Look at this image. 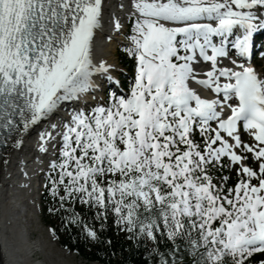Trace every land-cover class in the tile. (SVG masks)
I'll return each mask as SVG.
<instances>
[{"label": "snow or ice", "instance_id": "1", "mask_svg": "<svg viewBox=\"0 0 264 264\" xmlns=\"http://www.w3.org/2000/svg\"><path fill=\"white\" fill-rule=\"evenodd\" d=\"M120 7L134 60L124 94L112 66L93 58L102 0H0V129L12 131L17 115V131L56 129L51 118L70 102L44 188L58 218L49 232L111 244L102 229L114 215L137 243L170 242L159 264H264V63L252 62L251 40L264 30V0ZM96 90L106 100L81 106Z\"/></svg>", "mask_w": 264, "mask_h": 264}, {"label": "bare ground", "instance_id": "2", "mask_svg": "<svg viewBox=\"0 0 264 264\" xmlns=\"http://www.w3.org/2000/svg\"><path fill=\"white\" fill-rule=\"evenodd\" d=\"M116 1L118 0H102L104 10L101 26L96 29L93 39L94 61L104 60L102 53L114 52V42L111 41L102 46L99 43V34L106 29L110 19V11L115 6ZM108 57L111 59L112 55ZM44 123L45 121L39 122L27 130L17 131L0 157V264H40L39 262L28 261L29 253L34 251V244L29 240L26 242L24 228L21 227V222L18 220V205L20 202L24 203L28 200L27 185L30 177L24 168L25 164L30 162L31 165L37 164L33 155H37L36 148L43 143V141L38 140V143L33 146L35 149L32 151V155L28 156V152L30 153L28 141L32 135L35 136L34 139L40 138ZM22 128L23 124L19 129ZM50 132L52 135L55 134V131L50 130ZM16 139L21 141L20 146H16ZM61 250L64 254L70 255L69 250L65 248Z\"/></svg>", "mask_w": 264, "mask_h": 264}, {"label": "trees", "instance_id": "3", "mask_svg": "<svg viewBox=\"0 0 264 264\" xmlns=\"http://www.w3.org/2000/svg\"><path fill=\"white\" fill-rule=\"evenodd\" d=\"M120 62L130 69L132 60H130L124 52L119 53ZM47 197V198H46ZM42 200L44 203V215L47 219L49 227H58V218L50 216L47 209L52 204L51 197L43 190ZM77 204V210H80ZM89 223L98 231H101L100 222L94 219L95 212L88 214ZM114 215H110L104 223L102 235L104 240H111V244L87 242L77 234V230H73L71 234L58 228V243L61 247L74 252L77 257L87 262H96L98 264H159L161 255H165L169 251V243H165V239L161 237L158 244L151 241L141 240L137 243L135 240L129 239L126 232L118 230L114 223ZM158 249L159 255L154 251ZM165 258H168L165 255Z\"/></svg>", "mask_w": 264, "mask_h": 264}, {"label": "rangeland", "instance_id": "4", "mask_svg": "<svg viewBox=\"0 0 264 264\" xmlns=\"http://www.w3.org/2000/svg\"><path fill=\"white\" fill-rule=\"evenodd\" d=\"M112 54V53H111ZM110 54V56H111ZM114 57V56H113ZM111 58L115 67H118L114 62L116 57ZM264 63V61H262ZM130 79V78H129ZM128 79V80H129ZM130 81H128V84ZM44 186V185H43ZM43 186L40 187L38 191V212L35 216L31 218L27 217V233L31 240L36 242V247L38 248V254L40 261L42 264H98L94 262H84L80 258L76 257L73 252H70V255L64 254L63 250L60 251L62 248L58 244V240L56 237H53L52 234L49 232V225L47 224V219L43 214V205L41 201V191ZM39 218V220H38Z\"/></svg>", "mask_w": 264, "mask_h": 264}]
</instances>
